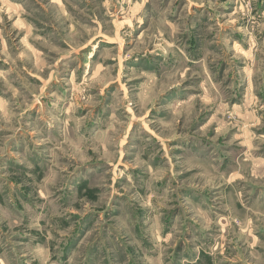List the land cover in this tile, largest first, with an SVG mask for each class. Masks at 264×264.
<instances>
[{
	"label": "rangeland",
	"instance_id": "374dc122",
	"mask_svg": "<svg viewBox=\"0 0 264 264\" xmlns=\"http://www.w3.org/2000/svg\"><path fill=\"white\" fill-rule=\"evenodd\" d=\"M0 264H264V0H0Z\"/></svg>",
	"mask_w": 264,
	"mask_h": 264
}]
</instances>
